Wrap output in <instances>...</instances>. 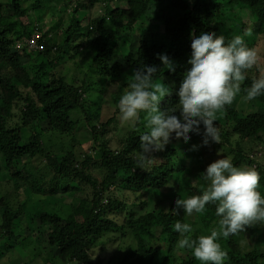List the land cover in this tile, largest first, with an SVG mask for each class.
I'll return each instance as SVG.
<instances>
[{"label":"trees","instance_id":"16d2710c","mask_svg":"<svg viewBox=\"0 0 264 264\" xmlns=\"http://www.w3.org/2000/svg\"><path fill=\"white\" fill-rule=\"evenodd\" d=\"M115 1L123 2V7H112ZM51 2L56 12L66 19L29 29L36 21V13L46 7L47 0H0V68L7 72V76L0 73V174L4 170L9 175V179L0 180L4 191L0 197V250L8 252L18 243L16 221L28 213L15 191L3 189L15 182L23 183L33 193L43 192L44 197L84 195L82 205L62 203L38 216L42 233L36 238L37 245L44 241L48 244L52 254L48 259L52 263L56 260L57 264H101L106 260V264H200L190 251L181 262L177 258L179 234L173 226L177 220L185 223L186 220L179 212V215L173 213L176 200L169 209L161 210L158 206L151 209L148 191L162 190L175 175L186 176L188 169L198 179L208 165L223 155H231L236 166L253 165L264 173V96L250 102L243 100V93L237 96L252 112H244L231 104L217 113L220 144L210 141L205 145L201 125V134H190L191 139L187 141L192 145L190 148L182 145L183 138L173 136L162 150L150 153L157 160L145 170L137 166L140 136L145 132L140 130L142 123L121 137L117 148H112L107 137L116 115L100 125L102 107L89 102L94 82L83 70L90 63L91 69L109 83L120 81L125 72L139 69L141 65H155L158 68L155 82L162 80L171 93L162 100L161 108L174 107L179 102L177 92L181 80L190 67L187 61L192 51L191 33L195 31L199 35L207 30L219 35L227 29L229 34L225 36L230 40L240 30L245 43L258 50L264 41V0ZM69 4L74 5L72 10ZM239 10L248 11L255 22V37L245 34L247 23ZM86 12L96 16L88 18L84 25L81 17ZM24 18L29 20L28 24L22 21ZM156 20L159 23L156 34L142 36L146 31L143 24L153 26ZM36 31L43 51L19 50L22 38L35 35ZM120 36L124 49L119 46ZM118 49L122 52L116 54ZM161 54L168 56L175 71L168 70L158 59ZM30 56L43 60L33 68L34 73L24 63ZM259 57V69H264V46ZM68 63L70 67L64 66ZM258 74L253 69L242 87H250L253 76ZM120 93L113 95L117 109ZM83 127L93 142L92 154L76 152L73 147ZM23 131L29 134L26 142ZM53 137L59 138V142L68 137L71 143L55 149ZM171 142L181 144L174 146ZM193 146H199L200 159H192L188 165L180 152L188 148L191 153ZM226 146L230 148L228 152L222 149ZM36 160L43 167L30 168L29 164ZM197 169L199 172H195ZM260 184L264 188V179ZM202 188L190 186L186 197L201 194ZM115 190L122 195L117 196ZM196 216L209 235L218 219L215 205L206 206V211ZM157 230L161 231L160 238L155 237ZM250 233H259L255 224L219 240L229 254L225 264H264V251L258 247L246 250L240 245ZM108 235H113L111 242L130 238L134 243L125 255L106 259L100 255L96 260L93 248L100 245L104 249L106 244L98 241ZM193 235L199 236L197 232ZM162 240L167 244L165 253L161 252Z\"/></svg>","mask_w":264,"mask_h":264},{"label":"clouds","instance_id":"9594fccd","mask_svg":"<svg viewBox=\"0 0 264 264\" xmlns=\"http://www.w3.org/2000/svg\"><path fill=\"white\" fill-rule=\"evenodd\" d=\"M72 8L74 5H70ZM86 17L87 14L81 18ZM36 32L35 35L39 34ZM190 39L192 51L187 61L190 67L181 80L176 106L162 110V100L171 93L169 86L155 82L158 73L155 65L134 69L119 98L120 122L131 130L140 123L147 129L140 136L138 168L147 170L152 166L157 159L150 153L162 150L173 136L187 142L191 133L201 134V125L203 143L220 144L217 113L242 93L245 102L264 96V69H259L258 51L249 47L242 36L234 35L229 40L223 34L205 30L199 35L193 31ZM158 59L168 70L175 71L166 54ZM253 69L259 74L253 76L250 87H242ZM201 178L205 182L201 194L177 199L175 205L177 209L183 208L188 217L215 205L216 226L209 235L194 237L193 225L177 220L173 226L179 234L176 247L190 251L200 264H225L229 254L219 240L253 224H264V194L258 190L264 173L256 166H236L231 155H223L208 165Z\"/></svg>","mask_w":264,"mask_h":264},{"label":"rangeland","instance_id":"374dc122","mask_svg":"<svg viewBox=\"0 0 264 264\" xmlns=\"http://www.w3.org/2000/svg\"><path fill=\"white\" fill-rule=\"evenodd\" d=\"M49 1L50 0H47L46 7L43 10L38 11L36 13V17H37L36 21L30 27H28L29 29H33L35 26L39 27L42 25H45L47 27L48 25H54L58 23V21H60L61 19H66L65 15H63L62 13L59 14L56 12L55 7H53L54 6L53 3L52 2L49 3ZM70 5L71 4H69V6ZM111 5L112 7L121 8L123 7V2L115 1ZM238 13L240 17L243 19V21L247 23V29L245 30L246 31L245 34L255 37L256 36L255 22L252 21L249 15V12L246 10H239ZM86 14H87V17L84 19V25L88 23V18L91 19L96 16V13H93V12L91 13L86 12ZM8 20L9 22H11V19H8ZM22 21L26 24L29 23V20L27 18H24ZM157 23H158V20L154 22L153 26H150L149 23L145 22L143 24V28L146 29V31L142 33V36L155 35L156 34L155 32L159 30V23L158 24ZM223 34L227 35L229 34V31L227 29H224ZM235 35L242 36L243 33L240 30H237ZM123 44H124L123 39L120 36L119 46L122 49L125 48V47L123 48ZM260 45H261L260 48L257 50L259 56L261 55L262 48L264 46V41L260 42ZM122 49L121 51L118 49L116 54H119L120 52H122ZM41 61L43 60L38 59V58L34 59L33 57L30 56L25 59L24 63L28 68L32 69V73H34L35 71L33 70V68ZM260 64H261V60L259 62V65ZM64 66L70 67L71 64L68 63V64H65ZM87 66L88 68H85L83 71L88 72L89 77H91L94 82L93 90L89 93L88 99H89V102L90 103L93 102L95 106H98L100 104L102 107V120H101L100 125L102 123H106L113 115H116L115 122L111 124L110 134H108V137H107L112 142V148L115 149L119 146L118 140L121 137L124 138L127 132L131 129L127 128L125 125H123L120 122L119 111L117 109L116 104L113 101V95L116 93H120L121 87L125 85L122 88V92L120 94L123 93L124 88L127 86V81L131 79L133 71L129 70L125 72L124 76L122 77L120 81H114V82L108 83V82H104V76H98V74H96L95 71L91 69L90 63H88ZM0 73L4 76H7V72L3 70L2 68H0ZM161 82L163 83L162 80H160V83L159 82L157 83L162 84ZM237 99L238 98L236 97V99L232 103L233 106H237L238 109L242 108L244 112H247V113L252 112V111H249L250 109L249 106H243V103ZM176 114L179 115L178 112ZM219 121H223V120H219ZM140 130L147 131L143 123L140 126ZM87 133L88 132L86 128L84 127L81 128L78 141L75 143V146H73L76 152L82 153L86 151L87 154H92L90 152L91 150H93V142L89 141V135ZM22 134H23V141L26 142L29 138V134L27 131H23ZM52 141L55 143L54 145L55 149H59L60 148L59 146L61 145H63V148H65L68 146L69 143H71V139L68 137H65L64 140H61V142H59L60 141L59 138L56 139L53 137ZM180 144L181 143L179 142H174V143L171 142V145H174V146H180ZM189 144H190L189 142H185V141L182 142L183 146L185 145L188 146ZM190 146L192 145H189L188 148H190ZM247 146L249 147V145ZM188 148L186 151H181L180 155L182 156V158H184L183 160L189 165L190 163H192V159H197V158L200 159L199 157L200 153L197 150L199 149V146H195V147L193 146V152L192 150H190L191 153H188L189 152ZM222 149L228 152L230 148L226 146ZM219 157H221V155L216 156V158H219ZM37 162L30 163L29 167L30 168L43 167L41 163L38 162L39 164H37ZM244 166H247V165H244ZM29 170L31 171L32 169H29ZM2 172L3 173L0 174V180L2 181L3 179L5 180L9 179V175L4 173L5 172L4 170ZM195 172H199V170L197 169ZM186 174H187L186 176H183L182 174L175 175L173 180H171V182L160 191L156 192L153 190H149L148 192L151 195L150 208L154 209L156 206H158L161 210L169 209V207L172 205V202H174L175 200L180 199V198H187L186 195L188 193L190 186L201 185L202 187H205V182L202 180L201 174L198 179H195L192 177V175L194 174L193 170L188 169ZM13 187L15 189H13ZM176 187H178V190H174ZM3 189L9 191L10 193L12 191L13 192L15 191L17 193L16 195H18V199L20 203L25 205V208L28 211V213L26 216L20 217V219L16 221V228H17L16 235L20 237V239H18V243L17 242L14 243L13 247L8 252L0 250V264H57L56 260L52 263L51 260L48 259L52 254L49 253L50 249L47 248L48 244L44 240H43L44 243L41 242L42 244H40L39 246L37 245L38 243H37L36 238L38 239L40 237V234L42 233V230H39L40 228H38L40 224L38 216L44 212L54 210L58 205L62 203H68L72 205H82L84 201L83 199L84 195L72 194L70 196L60 195L57 197H44L43 192L33 193L23 183L16 184L15 182L13 184L10 183L7 186L5 185ZM258 190L262 194H264V188L262 187L261 184ZM115 194L117 196L122 195L121 191L117 192L116 190H115ZM1 196H4V191H2V188L0 185V197ZM175 210L185 217L186 223H190L193 225L194 232H197L199 235H208L206 234V231L203 228L202 224H200L196 214H194L192 217H188L185 215L183 208H179V209L176 208ZM1 218L2 217L0 214V223H1ZM255 226L258 229L259 233L247 234L244 240L242 239V237H239L238 238L239 240L241 239L243 240V241L241 240L240 245L244 247L246 250H251L254 247H258L260 251H264V224H255ZM30 234H32L33 237H31ZM160 234H161V231L157 230L155 232V237L160 238ZM112 238H113V235H110V236L108 235L98 241V244L105 243L106 246L104 247V249H102L100 245L93 248V255L95 256L96 260L98 259L100 255L106 259L108 257L116 258L119 256V254H124V253L126 254L127 248L131 244L134 243L133 239H130V238H124L123 240L117 239L115 242H111ZM166 250H167V244L165 243L164 240H162L161 241V252L165 253ZM186 256H188V250L177 249V258L179 259L180 262ZM105 261L102 262L101 264H106L107 261L106 262ZM58 264H61V263H58Z\"/></svg>","mask_w":264,"mask_h":264},{"label":"built area","instance_id":"2783aa9c","mask_svg":"<svg viewBox=\"0 0 264 264\" xmlns=\"http://www.w3.org/2000/svg\"><path fill=\"white\" fill-rule=\"evenodd\" d=\"M39 36L40 34L37 35H31L30 37H24L18 44V49L23 50V49H29V50H39V52L43 51V47L39 46Z\"/></svg>","mask_w":264,"mask_h":264}]
</instances>
